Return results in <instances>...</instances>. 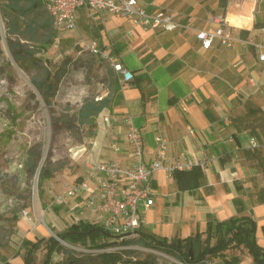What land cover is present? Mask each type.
Wrapping results in <instances>:
<instances>
[{"label": "crops", "instance_id": "1", "mask_svg": "<svg viewBox=\"0 0 264 264\" xmlns=\"http://www.w3.org/2000/svg\"><path fill=\"white\" fill-rule=\"evenodd\" d=\"M137 1L146 13L164 9L173 14L178 28L151 29L107 12L92 18L86 8L75 12L72 33L76 38L95 41L104 54L134 75L129 82H119L110 107L95 119L99 131L92 163H130L124 124L115 122L106 130L101 121L104 115L128 116L142 133L145 163L158 158L160 137L165 160L205 165L202 184L192 190L180 189L176 179L162 171L152 176L154 203L144 213L141 232L169 240L196 234L202 239L208 216L221 222L244 215L255 221L256 241L264 249V202H258L264 194L256 195L253 169L245 156L254 137L245 126L264 115V61L252 45L264 43L260 30L264 0H227L225 7L221 0ZM218 20L230 31L232 45L214 40L209 49H203L196 33L213 31ZM113 74L120 79L119 73ZM112 143L118 144L119 152L112 150ZM236 198L244 208L240 214ZM60 216L67 222L65 214ZM243 252L239 264H253L245 251L237 255ZM213 261L224 264L220 259Z\"/></svg>", "mask_w": 264, "mask_h": 264}, {"label": "rangeland", "instance_id": "2", "mask_svg": "<svg viewBox=\"0 0 264 264\" xmlns=\"http://www.w3.org/2000/svg\"><path fill=\"white\" fill-rule=\"evenodd\" d=\"M46 17L44 8L26 15L27 19L37 22ZM26 35L8 33L0 11V263L5 258L11 264H23V241L54 236L68 225L60 216L65 214L66 205L54 203L55 197L77 184L87 165L96 160L94 141L99 131L96 120L91 125L80 126L77 112L85 100L112 91L115 80L114 74L107 73L109 56L83 51L75 45L79 39L72 31L56 32L53 44L47 49L35 50L31 58L25 55L22 61H17L9 41L20 44L19 49L32 50L44 31L38 30L33 41L25 40ZM59 67H64L65 73L59 81L52 77L56 89L48 105L32 79L43 77L45 69L54 74ZM249 127L251 131L247 133L256 137L258 147L246 151L245 156L253 169L251 178L256 195H260L264 194V115H257V120L245 126ZM31 147L40 153L39 168L44 163L52 170L53 177L43 182L41 194L38 190L40 169L30 173L25 166ZM251 200L255 202L257 198ZM62 245L74 253L55 252L51 264H70L73 260V264H106L101 256L105 252L115 253L119 264L136 258H149L152 264H185L138 242L129 245L115 242L114 246L101 250H85L65 242ZM229 253L237 255L239 251ZM45 254L46 248L42 246L35 253V264H41ZM243 255L244 252L240 257Z\"/></svg>", "mask_w": 264, "mask_h": 264}, {"label": "built area", "instance_id": "3", "mask_svg": "<svg viewBox=\"0 0 264 264\" xmlns=\"http://www.w3.org/2000/svg\"><path fill=\"white\" fill-rule=\"evenodd\" d=\"M44 3L53 21V28L58 34L75 29V12L79 8H86L92 18L99 12H107L151 29L173 31L179 26L173 14L164 9L146 13L137 0H44ZM260 30L264 33V25ZM196 37L203 49H209L214 40L224 46L233 43L223 20H218L213 31H198ZM75 45L91 54H102L95 41L79 39ZM252 45L258 52L259 60L264 61V43L252 42ZM109 61L114 72L120 74L119 82H129L133 79L132 71L110 57ZM251 81L254 82L253 79ZM98 99L101 97L95 100ZM101 121L106 130L115 122L124 124L123 141L127 146L130 163L122 165L108 160L88 164L80 182L57 195L54 203L66 205L65 215L69 225L82 221L99 225L114 236L115 242L123 244L140 237L145 221L144 213L154 203L155 193L151 179L155 173L162 171L172 177L175 171L190 170L194 166L205 168V165L204 162L194 163L190 160H165L162 155L164 143L160 137L157 138L160 142L158 158L151 163H145L142 133L134 126L130 117L104 115ZM109 146L114 152L120 151L117 143ZM249 146L251 149L258 147L254 137L250 139ZM69 201L72 204H69ZM206 263L211 264L210 261Z\"/></svg>", "mask_w": 264, "mask_h": 264}, {"label": "trees", "instance_id": "4", "mask_svg": "<svg viewBox=\"0 0 264 264\" xmlns=\"http://www.w3.org/2000/svg\"><path fill=\"white\" fill-rule=\"evenodd\" d=\"M227 0H221L222 6H226ZM44 6L41 0H6V3H0V11L3 20L6 22L8 33L26 35L25 40H35L36 33L42 29L44 35L37 40V47L32 50L19 49L20 44L10 42V48L17 61H22L26 55L31 58L35 50H45L53 44L56 31L53 28V21L47 13V17L37 22L35 19H27L26 15ZM113 69L108 68V76L113 74ZM64 67H59L55 73L45 69L41 78L32 79V83L37 91L43 96L46 104H50L49 98L55 95L56 84L51 81L52 77L57 81L64 75ZM119 80H113L112 91H110L101 99H87L81 105L77 112V122L80 126L91 125L100 113L109 108L113 98L119 90ZM40 153L35 147H31L27 151L26 168L30 173H36L40 163ZM52 170L48 165H41L38 172V190L42 193L41 187L46 179L52 178ZM173 177L177 181V185L182 190H192L198 188L204 179L203 172L200 167L194 166L190 170L175 171ZM81 178L78 179L79 183ZM258 202H264V196L258 197ZM237 212L240 214L244 208L239 198L234 199ZM57 207L56 209H58ZM256 224L249 216L237 215L226 221H216L212 217L207 218L206 237L201 240V236L196 234L185 239H166L158 238L152 234L141 232L137 241H125L123 244L129 245L133 242L140 243L143 247L158 249L166 254L175 257L179 262L185 264H207L206 261L220 259L224 264H239L241 262L240 255H227L230 250H244L251 258L253 264H264V249L257 243ZM195 239L201 240V253L193 258L189 255V248L194 246ZM212 240H214L212 242ZM62 242L71 246H79L88 250H101L108 246H114V236L103 227L88 222H79L69 225L64 231L56 234V237H42L36 241L25 240L22 242L24 248L23 264H35V253L42 248H46V254L41 264H51L52 256L55 252H68L73 254L74 251L63 247ZM44 244V245H43ZM126 253L131 251L125 250ZM102 258L106 264H119L115 253H102ZM0 264H11L7 259L2 258ZM71 261L70 264L74 263ZM122 264H152L151 259H128L121 262Z\"/></svg>", "mask_w": 264, "mask_h": 264}, {"label": "water", "instance_id": "5", "mask_svg": "<svg viewBox=\"0 0 264 264\" xmlns=\"http://www.w3.org/2000/svg\"><path fill=\"white\" fill-rule=\"evenodd\" d=\"M40 169V168H39ZM39 172V170H38ZM56 237V235H54ZM189 255L191 258H193L194 256H199V254L201 253V240L200 239H195L194 241V246L189 248Z\"/></svg>", "mask_w": 264, "mask_h": 264}]
</instances>
